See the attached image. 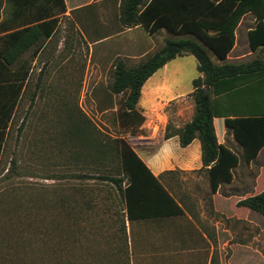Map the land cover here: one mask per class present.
<instances>
[{
  "label": "trees",
  "instance_id": "obj_1",
  "mask_svg": "<svg viewBox=\"0 0 264 264\" xmlns=\"http://www.w3.org/2000/svg\"><path fill=\"white\" fill-rule=\"evenodd\" d=\"M1 6L2 0L0 9ZM246 15H251L255 21L254 28L248 32L249 47L252 52H264V0H120L118 21L122 29L139 27L148 35L165 30L169 37L136 66L129 67L122 59L115 62L109 93L124 95L117 113L119 124L125 131L135 133L145 120L137 108L144 83L170 61L193 56L199 74L191 83L193 116L177 130L170 131L167 127L164 140L177 136L182 148L194 140L199 141L201 170L208 174L212 194L219 185L232 181V170L238 165L237 155L221 144L224 127L232 130L247 164L254 161L264 147V83H251L264 80V58L259 56L238 64L227 61L235 44V31ZM58 23V19H51L15 30L1 25L0 101L4 123L0 128V156L9 135L7 130L26 95L31 76L28 67L18 72L12 71L11 66L29 49L38 48L51 37ZM240 94L255 96L259 108L256 114L228 119L232 115L217 113L214 97ZM70 117L72 125L66 131L65 144L72 149L71 157L77 163H89L97 172L109 173L99 178L113 184L122 200L123 234H126V220L180 214L172 196L131 147L119 138L105 137L84 117ZM236 206L264 218V190L239 200Z\"/></svg>",
  "mask_w": 264,
  "mask_h": 264
},
{
  "label": "rangeland",
  "instance_id": "obj_2",
  "mask_svg": "<svg viewBox=\"0 0 264 264\" xmlns=\"http://www.w3.org/2000/svg\"><path fill=\"white\" fill-rule=\"evenodd\" d=\"M252 19L247 15L244 25L252 27L248 24ZM241 32L239 29L238 43L243 38ZM168 37L164 33L153 37L155 48L149 54ZM116 41L113 51L121 52ZM259 56L264 58V52ZM118 59L129 67L142 60L118 57L113 62L96 60L101 64L88 71L31 73L0 162V264H132L122 232V200L113 184L99 178L109 173L97 172L89 163H77L65 144L66 131L72 125L70 116L84 117L102 135L119 138L135 151L140 143L149 141L143 139L142 127L133 133L119 124L117 113L124 95L109 93ZM82 61L85 63L84 57ZM169 64L175 68L165 75L167 83H192L198 77L192 56ZM159 77L162 80L157 74L150 83ZM177 108L168 104L157 111L164 121L156 114L152 117L155 122H165L152 140L154 149L163 142L167 127L170 131L179 129ZM144 118V122L149 120ZM128 137L137 141L130 142ZM156 158L169 160L167 148L161 147ZM235 174L241 190L252 195L263 191L264 151L251 166L242 161ZM82 175L87 177L79 178ZM258 217L260 228H264V219ZM258 245L264 253V233L260 231Z\"/></svg>",
  "mask_w": 264,
  "mask_h": 264
},
{
  "label": "crops",
  "instance_id": "obj_3",
  "mask_svg": "<svg viewBox=\"0 0 264 264\" xmlns=\"http://www.w3.org/2000/svg\"><path fill=\"white\" fill-rule=\"evenodd\" d=\"M119 7L120 0H2L0 32L3 31L1 25H6L5 29L15 30L51 19L59 20L57 31L38 48L33 47L24 53L11 66V70L21 72L28 67L30 73L37 70L53 73L80 72L88 71L93 65H100L96 60L113 62L118 57L142 59L155 48L153 37L168 33L161 30L148 35L139 27L122 29L118 21ZM245 17L235 31V44L227 56L230 63L249 62L261 53L252 52L249 47L248 32L254 28L255 21L252 17V22L248 24L253 26L248 27L246 23L244 25ZM239 29L242 30L243 38L238 43ZM1 33L0 36L3 35ZM244 37L248 49L244 45ZM115 40L122 47L121 52L113 51ZM82 57L85 58V63ZM169 63L157 70L141 88L137 108L143 116L149 118L141 126L145 133L143 137H146L143 139L149 141L140 143L137 151L132 150L172 196L181 212L164 218L125 221L132 264L264 263V253L259 251L258 245L259 231L264 233V228H260L256 213L236 206L239 200L252 194L238 187L241 181L235 174L242 161L251 166L263 153L264 147L257 158L247 164L242 159V148L234 140L232 130L224 127L221 144L237 155L238 165L232 170V181L219 185L214 194L210 191L207 172L201 170L198 140L182 148L175 136L163 140L158 148H153L155 144L152 140L165 127V122H161L165 117L157 111L168 104L178 105L177 128L188 123L194 111L190 96L193 90L191 83H167L165 75L170 68H175V65ZM157 74L162 75V80L159 77L154 83H150ZM251 83H264V80ZM213 99L217 113L232 115L228 119L256 114L259 110L252 94L233 97L222 95ZM1 104L0 101V128L4 123ZM18 108L19 106L15 115ZM154 114L161 121L155 122L152 118ZM10 126L7 133L10 132ZM148 131L149 135H146ZM8 137L5 138L4 145ZM161 147L167 148L169 160L156 158Z\"/></svg>",
  "mask_w": 264,
  "mask_h": 264
},
{
  "label": "built area",
  "instance_id": "obj_4",
  "mask_svg": "<svg viewBox=\"0 0 264 264\" xmlns=\"http://www.w3.org/2000/svg\"><path fill=\"white\" fill-rule=\"evenodd\" d=\"M128 140H129L130 142H135V141H137L136 138H130V137H128Z\"/></svg>",
  "mask_w": 264,
  "mask_h": 264
}]
</instances>
